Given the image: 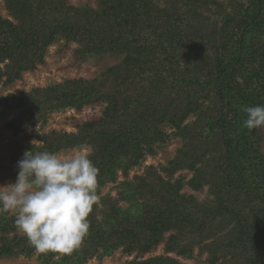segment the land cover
Listing matches in <instances>:
<instances>
[{"label":"trees","instance_id":"16d2710c","mask_svg":"<svg viewBox=\"0 0 264 264\" xmlns=\"http://www.w3.org/2000/svg\"><path fill=\"white\" fill-rule=\"evenodd\" d=\"M4 3L12 17L0 14L6 86L43 64L56 36L78 43L79 60L123 55L92 78L0 97V118H10L5 126L13 134L44 125L52 111L103 105L100 115L77 121L75 131L37 134L39 144L11 153L16 176L26 152L81 146L91 149L99 169V202L81 246L71 254L39 252L40 264H86L119 248L134 254L125 264H185L169 253L205 255L206 264H264V127L247 128L243 111L264 105V0ZM172 139L181 145L165 165L129 177ZM183 170L191 177L175 176ZM108 183L115 184V197L101 193ZM184 187H207L210 200ZM161 244L165 254L150 255ZM35 251L15 213L0 211V258Z\"/></svg>","mask_w":264,"mask_h":264},{"label":"clouds","instance_id":"9594fccd","mask_svg":"<svg viewBox=\"0 0 264 264\" xmlns=\"http://www.w3.org/2000/svg\"><path fill=\"white\" fill-rule=\"evenodd\" d=\"M244 125L264 127V105L245 106ZM79 147L71 154L26 152L14 183L0 185V211L15 213V224L41 253L71 254L87 235V219L99 202V169Z\"/></svg>","mask_w":264,"mask_h":264},{"label":"rangeland","instance_id":"374dc122","mask_svg":"<svg viewBox=\"0 0 264 264\" xmlns=\"http://www.w3.org/2000/svg\"><path fill=\"white\" fill-rule=\"evenodd\" d=\"M74 4L88 3L95 5V0H71ZM163 4V3H162ZM160 3L158 6L161 7ZM0 14L3 17L12 19L8 9L5 6L4 0H0ZM78 43L75 41L67 42L64 38L56 36L53 42L48 46L44 55V63L37 64L34 70L23 71L21 77L14 80L9 85H4L3 80L0 81V97H19L21 93L28 92L35 87H46L52 83L62 82L64 79L74 78H92L96 73L113 66L119 62L123 55L121 53L104 52V54H98L88 59L78 58L75 54V49ZM3 66V63L1 64ZM103 105H93L83 107L81 110L74 108H67L64 111H52L46 118L44 125L37 123L34 126H22L21 130L17 134H13L11 129H7L5 126L6 120L0 118V185L7 184L9 182L14 183L16 175L14 173L15 167L11 162V153L23 145L35 143L39 144L37 140V134L46 133L51 130H65L75 131V123H80L89 120L90 118L100 115ZM15 113V112H14ZM181 145L179 139H172L168 145L159 149L155 156H147L145 161L140 167L130 170L129 177L134 174H142L144 168L148 165H165L176 152V149ZM89 151L91 149L86 147ZM77 148L62 150L58 154H71ZM185 175L188 179L192 173L190 171H178ZM123 177L119 174V180ZM183 192L187 194H195L200 201H209L210 196L207 195V187L198 192H193L189 187H184ZM115 184L108 183L101 190L104 195L106 193L111 196H116ZM120 205L127 207L126 202H121ZM12 212V211H11ZM21 233H23L21 231ZM164 245H159L150 255L165 254ZM197 253V248L194 250V255ZM171 256L176 257L185 264H206L204 262L205 255L200 257H194L191 259H184L176 256L174 253H169ZM148 255V254H147ZM147 255L145 257H147ZM134 258V254L127 255L122 252L121 248L115 250L111 255L104 256L102 259H97L95 256L91 257L86 264H125L126 261ZM0 264H40L39 251H35L32 256L17 255L13 257L0 258Z\"/></svg>","mask_w":264,"mask_h":264}]
</instances>
